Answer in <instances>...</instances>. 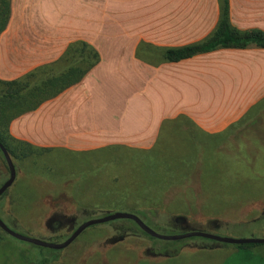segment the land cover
Instances as JSON below:
<instances>
[{
	"label": "crops",
	"instance_id": "obj_1",
	"mask_svg": "<svg viewBox=\"0 0 264 264\" xmlns=\"http://www.w3.org/2000/svg\"><path fill=\"white\" fill-rule=\"evenodd\" d=\"M229 3L236 27L264 29V0ZM221 10V0H10L0 81L53 63L63 68L60 59L77 41L101 55L80 81L15 117L10 134L89 157L127 147L153 151L163 125L186 116L209 134L240 135L249 125L264 140L256 131L264 127V48H218L178 62L159 54L206 39ZM103 40L120 51L106 54ZM144 43L158 56L140 54Z\"/></svg>",
	"mask_w": 264,
	"mask_h": 264
},
{
	"label": "rangeland",
	"instance_id": "obj_2",
	"mask_svg": "<svg viewBox=\"0 0 264 264\" xmlns=\"http://www.w3.org/2000/svg\"><path fill=\"white\" fill-rule=\"evenodd\" d=\"M102 43L106 54L120 51L117 42ZM139 50L158 56L145 43ZM248 130L235 137L209 134L180 116L163 125L153 151L127 147L89 157L41 149L15 160L17 178L0 199V216L13 230L51 242L66 240L90 213L86 207L95 208L94 217L155 209L145 222L161 233L264 237V140ZM9 175L0 152V181ZM119 226L92 225L67 247L49 248L50 264H264V244L238 248L195 236L170 256L159 253L161 239ZM41 258V246L0 228V264H39Z\"/></svg>",
	"mask_w": 264,
	"mask_h": 264
},
{
	"label": "trees",
	"instance_id": "obj_3",
	"mask_svg": "<svg viewBox=\"0 0 264 264\" xmlns=\"http://www.w3.org/2000/svg\"><path fill=\"white\" fill-rule=\"evenodd\" d=\"M221 3L222 10L219 23L214 31L206 39L201 42L184 46L165 48L163 51H159L162 59L171 62H178L183 59L191 58L197 54L210 52L218 48H247L251 45L264 48V29H240L236 27L230 19L229 0H221ZM3 8L4 10L2 11ZM9 15L10 0H0V19L2 16H4L0 22V33L5 28L9 19ZM60 60L63 64H65V67H63L62 71L60 72H57L56 70L52 71V68L57 65L53 63L51 65L43 66L23 76L22 78L5 82L0 81V84L3 87L0 91V141L7 147L14 162L16 159L32 157L39 150L48 148H38L31 143L14 138L10 134L11 121L23 113L36 109L46 100L53 98L70 85L80 81L90 69L100 62L101 55L98 49L91 44H88L85 41H77L70 44L69 48ZM247 129H249L248 131H250V133L253 130V128L249 125H245L241 129L240 133L243 134ZM236 133L237 132H235L232 136H235ZM0 152L3 154L1 149ZM174 155L176 156L177 154H173L172 157H174ZM168 158L169 157H165L164 159ZM3 183V181H0V186ZM4 194L2 196H4ZM86 208L90 213L82 216L80 221L77 222V227L83 222L84 219L88 220L90 218H95L94 216H97L95 213H93L95 212V208ZM154 211L155 209H141L135 213L142 217L145 221L147 220L146 216H149L150 212L154 213ZM102 216L104 215L99 217ZM106 223L120 224L119 227L123 230H129L134 233L140 232L152 237L143 231L132 219H117ZM187 239L189 238L181 240L161 239L163 244L161 248L158 249L159 253L168 254L170 256L180 254L182 249L185 247V242ZM257 245L263 244H234V246L238 248H250ZM46 250H49V248L42 247V258L41 262H38L39 264H50L51 259L47 256ZM31 264H33V262H31Z\"/></svg>",
	"mask_w": 264,
	"mask_h": 264
},
{
	"label": "water",
	"instance_id": "obj_4",
	"mask_svg": "<svg viewBox=\"0 0 264 264\" xmlns=\"http://www.w3.org/2000/svg\"><path fill=\"white\" fill-rule=\"evenodd\" d=\"M0 149L2 150L5 159L7 161L10 175L9 178L0 186V197L13 185L17 178V168L15 165V162L8 151L7 147L0 141ZM117 219H132L134 220L139 227L145 231L147 234L151 235L152 237L162 239V240H181L186 239L190 237H204L207 239L223 242V243H229V244H243V243H259L264 244V237H250V238H237V237H231V236H223L219 234H215L208 231H202V230H193L188 231L184 233H174V234H167V233H161L155 229H153L151 226H149L142 217H140L138 214L134 212L129 211H117L113 213L106 214L102 217H95L90 218L84 222H82L72 233L71 235L64 240L63 242H51L47 240H43L37 237H32L28 235L21 234L12 228H10L5 221L0 216V228L6 232L7 234L19 239L23 240L29 243H33L45 248H52V249H63L70 245L86 228L106 223L109 221L117 220Z\"/></svg>",
	"mask_w": 264,
	"mask_h": 264
}]
</instances>
